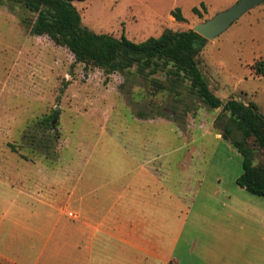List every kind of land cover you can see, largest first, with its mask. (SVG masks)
Instances as JSON below:
<instances>
[{"label": "rangeland", "instance_id": "374dc122", "mask_svg": "<svg viewBox=\"0 0 264 264\" xmlns=\"http://www.w3.org/2000/svg\"><path fill=\"white\" fill-rule=\"evenodd\" d=\"M237 1L74 4L85 28L142 42L168 29L193 30ZM177 7L185 22L172 15ZM36 19L22 4L0 0V219L6 218L1 242L41 240L48 235L43 224L76 221L92 178L105 185L145 169L162 178L161 192L236 189L243 159L222 137L225 126H233L229 115L210 108L186 72L162 62L115 72L80 62L49 36L31 34L28 25ZM201 47L197 61L212 92L223 101L253 102L264 115V77L252 69L264 59V4ZM254 162H264L261 152ZM9 219L17 227L10 230Z\"/></svg>", "mask_w": 264, "mask_h": 264}, {"label": "crops", "instance_id": "0c3cea01", "mask_svg": "<svg viewBox=\"0 0 264 264\" xmlns=\"http://www.w3.org/2000/svg\"><path fill=\"white\" fill-rule=\"evenodd\" d=\"M161 180L145 169L105 185L92 178L76 221L43 224L41 240L0 241V264H264V197L238 184L161 192Z\"/></svg>", "mask_w": 264, "mask_h": 264}, {"label": "trees", "instance_id": "16d2710c", "mask_svg": "<svg viewBox=\"0 0 264 264\" xmlns=\"http://www.w3.org/2000/svg\"><path fill=\"white\" fill-rule=\"evenodd\" d=\"M5 1L22 4L37 15L36 21L28 25L30 33L49 36L55 44L67 47L80 62L104 68L109 72L121 71L133 64H137L142 71L157 67L162 62L172 63L186 72L205 103L212 109L222 108L229 115L237 132L241 133L238 137L233 126L226 125L222 135L243 159V172L237 179V184L254 195L264 197V162H254L256 151L261 152L264 157V115L253 102L246 104L236 99L223 101L212 92L197 61L201 43L206 42L204 37L194 30L176 32L168 29L159 37L134 42L124 35L117 38L85 28L82 15L74 3L86 0ZM201 6L206 10L204 3ZM193 12L201 15L197 7ZM172 15L178 22L186 21L179 7L172 11ZM252 69L256 76L264 77V59L255 62ZM50 118L54 119V116ZM45 122L47 119L43 120Z\"/></svg>", "mask_w": 264, "mask_h": 264}, {"label": "water", "instance_id": "95a60500", "mask_svg": "<svg viewBox=\"0 0 264 264\" xmlns=\"http://www.w3.org/2000/svg\"><path fill=\"white\" fill-rule=\"evenodd\" d=\"M264 4V0H238L229 9L216 14L213 18L196 25L193 30L208 40H215L226 32L243 15L255 7Z\"/></svg>", "mask_w": 264, "mask_h": 264}]
</instances>
